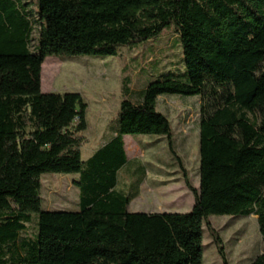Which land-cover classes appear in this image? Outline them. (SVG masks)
<instances>
[{"label":"trees","instance_id":"1","mask_svg":"<svg viewBox=\"0 0 264 264\" xmlns=\"http://www.w3.org/2000/svg\"><path fill=\"white\" fill-rule=\"evenodd\" d=\"M168 27L187 80L125 82L118 125L83 162L87 104L42 93L45 60L116 56ZM162 96L200 97L199 189L184 172L190 212L130 213L141 183L118 190L126 136L165 137L183 168ZM43 174L79 175L78 212L42 210ZM251 215L263 240L251 264H264V0H0V264H203L204 226L228 264L209 219Z\"/></svg>","mask_w":264,"mask_h":264},{"label":"rangeland","instance_id":"2","mask_svg":"<svg viewBox=\"0 0 264 264\" xmlns=\"http://www.w3.org/2000/svg\"><path fill=\"white\" fill-rule=\"evenodd\" d=\"M31 1V0H29ZM34 7V5L31 4ZM35 44V42H33ZM170 76L187 80L180 40L173 27L158 37L133 48H121L116 56L49 57L42 69L41 91L79 93L87 104V130L82 160L86 162L111 138L110 126L118 125L123 87L127 82L134 92ZM135 99V95H132ZM200 97L162 96L158 111L173 128V147L183 168L170 151L165 137L126 136L129 165L119 173L118 190L140 195L129 205L130 213H180L192 210L194 196L185 183L187 172L191 185H200ZM78 174H43L41 208L51 212H78L80 190L75 186ZM5 207H18L6 203ZM25 208L35 214L37 206ZM38 221V216L34 215ZM210 224L225 249L228 264H251L262 252L263 240L254 215L211 216ZM35 219L27 225V234L35 235ZM203 264H223L214 238L204 226Z\"/></svg>","mask_w":264,"mask_h":264},{"label":"crops","instance_id":"3","mask_svg":"<svg viewBox=\"0 0 264 264\" xmlns=\"http://www.w3.org/2000/svg\"><path fill=\"white\" fill-rule=\"evenodd\" d=\"M160 98H161V97H160ZM160 98H159V99H160ZM159 99H158V100H159ZM125 139H126V138H124V141H125ZM125 146H126V145H125ZM127 150H128V149H127ZM127 150H126V152H127ZM128 160H129V157H128Z\"/></svg>","mask_w":264,"mask_h":264}]
</instances>
